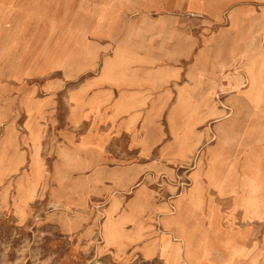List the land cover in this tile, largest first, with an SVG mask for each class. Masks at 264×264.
<instances>
[{
	"label": "rangeland",
	"instance_id": "1",
	"mask_svg": "<svg viewBox=\"0 0 264 264\" xmlns=\"http://www.w3.org/2000/svg\"><path fill=\"white\" fill-rule=\"evenodd\" d=\"M224 1L0 0V264H264V2Z\"/></svg>",
	"mask_w": 264,
	"mask_h": 264
},
{
	"label": "crops",
	"instance_id": "2",
	"mask_svg": "<svg viewBox=\"0 0 264 264\" xmlns=\"http://www.w3.org/2000/svg\"><path fill=\"white\" fill-rule=\"evenodd\" d=\"M151 1V2H149ZM236 0H227L224 1V5L227 3L233 4ZM243 2H249V0H242ZM256 1H263L264 0H256ZM149 5H151V10L163 11V12H180V11H193V12H200L205 11L210 8L211 0H148ZM211 3V4H210ZM228 5V4H227ZM174 26V21L167 22L166 27ZM179 26V25H178ZM131 90H135L134 87ZM180 233V231H179ZM181 235V233L179 234ZM185 235V234H184Z\"/></svg>",
	"mask_w": 264,
	"mask_h": 264
}]
</instances>
